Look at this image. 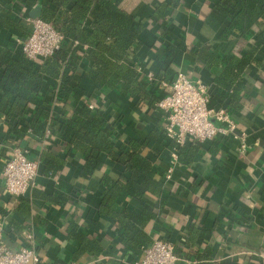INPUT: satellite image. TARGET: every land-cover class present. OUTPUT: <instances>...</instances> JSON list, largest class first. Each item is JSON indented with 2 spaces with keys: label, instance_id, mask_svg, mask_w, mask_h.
<instances>
[{
  "label": "crops",
  "instance_id": "0c3cea01",
  "mask_svg": "<svg viewBox=\"0 0 264 264\" xmlns=\"http://www.w3.org/2000/svg\"><path fill=\"white\" fill-rule=\"evenodd\" d=\"M162 2L175 5L163 12L160 21H152L151 14ZM216 2L123 1L122 8L143 26L136 55L129 61L146 78L148 72L153 74L148 96L154 97L156 102L163 94L159 81H170L175 76L174 72L167 79L161 78L170 64L174 70L183 71L192 80L199 79L207 87L211 106L223 107L221 101L226 102V99L223 89L214 83V71L203 67L195 69L197 49L210 44L223 52L244 54L246 48L259 44L264 33L251 35L242 43L232 36H223L227 20L215 11ZM4 5L18 9V15L24 20L25 13L34 17L40 11V5L33 0H0V6ZM17 37L26 36L0 26V44L13 46L15 57L21 53L15 42ZM168 44L178 47L172 57ZM255 58L257 62L248 64L243 73L242 93L249 103L242 104L236 119L238 127L247 130L245 151L241 152L239 141L229 135L200 141L204 144L187 160L181 159L179 154L169 179L165 178V171L172 142L162 129L161 112H150L149 107L138 109L129 96L116 89L100 87L86 76L80 82L83 94L71 97L62 108L63 113H67L77 101H93L112 116L119 134L118 144L129 139L146 142L143 153L155 167L149 175L164 182L165 206L158 214L152 194L145 193L138 200L121 192L111 209L115 212L125 208L139 211L151 207L157 216L148 220L142 231L152 240L160 238L177 245L181 255L175 264H264L263 45L257 49ZM87 64V60L81 58L79 69H86ZM44 80L49 85L40 88L39 97L51 101L52 106L56 93L47 89L56 88L59 82L46 77ZM1 96L0 91V100ZM22 111V104L10 117L0 111V218L5 222V244L14 250L26 244L34 246L45 264H134L140 261L143 248L135 250L124 246L123 226L102 210L103 175L115 179L123 173L122 168L102 155V166L90 176H82L84 157L81 153L70 147L61 135L47 138L30 130L23 131L14 123ZM14 146L25 147L28 157L39 160L34 184L18 198L5 191L2 175L4 162ZM142 178L140 174L138 180ZM192 224L204 230L200 234L201 244L193 242L195 246H181L179 240L184 241L183 236ZM27 232L31 240L25 238Z\"/></svg>",
  "mask_w": 264,
  "mask_h": 264
},
{
  "label": "trees",
  "instance_id": "16d2710c",
  "mask_svg": "<svg viewBox=\"0 0 264 264\" xmlns=\"http://www.w3.org/2000/svg\"><path fill=\"white\" fill-rule=\"evenodd\" d=\"M33 1L40 5L36 17L51 22L65 41L51 57L39 61L29 60L21 53L15 57L13 46L0 44V111L10 117L16 114V107L22 104L23 111L20 116H16L14 123L20 125L23 131L30 130L42 137L46 128H49L51 135L66 138L67 144L84 157L81 171L84 177L90 176L102 166V155L108 156L116 166L122 168L123 173L115 179L108 174L103 175L105 188L102 210L115 217L123 226L124 246L135 250L148 247L153 240L145 236L142 227L157 216L152 208L139 211L125 208L117 212L111 209L121 192L138 200L145 193L152 194L156 198L158 214L165 206L166 198L162 195L164 182L149 175L155 167L143 153L146 142L129 139L118 144L116 140L119 134L112 116L98 106L89 108L88 104L93 101H77L67 113L62 110L71 97L78 98L83 94L80 82L86 76L100 87L116 89L129 96L138 109L149 107L150 112H161L155 105L156 99L148 96L152 80L139 74L129 61L136 55L143 26L122 8L124 0ZM174 5L175 3H160L150 19L160 21L163 12ZM214 9L227 20V25L222 30L225 37L232 36L242 43L251 35L264 33V0H217ZM18 12L16 8L0 6V26L27 37L31 26ZM25 15L30 17L29 12ZM254 29L257 31L254 32ZM74 41H77L76 45L73 44ZM260 45L264 46V35L259 44L246 48L244 54L237 51L223 52L210 44L202 45L195 53V69L203 67L214 71V83L220 90L223 89V97L226 99V102L221 101L223 107L235 122L242 104L249 103L242 93L243 73L248 64L257 62L255 54ZM167 48L170 50V57L178 50L173 44H168ZM81 58L88 62L86 69H79ZM177 71L169 64L161 78L167 79ZM45 77L59 82L56 88L50 86L47 89L56 93L55 104L52 106L51 101L39 97L40 88L49 85L44 80ZM201 142L186 141L178 148L180 158L187 160L195 154L198 146L204 144ZM140 174H143V178L138 180ZM203 231L202 227L199 229L194 224L190 225L183 236L184 241L179 240V244L194 245V242L200 245V234ZM176 246L175 253L180 256L181 250H177Z\"/></svg>",
  "mask_w": 264,
  "mask_h": 264
},
{
  "label": "built area",
  "instance_id": "2783aa9c",
  "mask_svg": "<svg viewBox=\"0 0 264 264\" xmlns=\"http://www.w3.org/2000/svg\"><path fill=\"white\" fill-rule=\"evenodd\" d=\"M25 21L31 26L29 35L15 39L24 57L39 61L61 48L65 38L51 22L28 16ZM146 76L149 80L154 78L151 72ZM159 85L163 94L155 105L162 113L164 134L172 142L166 179L171 177L179 160L178 148L188 140L205 141L229 135L239 141V150L245 151L247 130L239 128L223 107L210 105L208 89L199 79L192 80L183 71H177L173 79L160 80ZM95 106V103L88 104L92 109ZM45 137H51L49 128L45 130ZM38 165V159L28 157V149L14 146L3 166L5 191L15 198L24 196L34 184ZM4 224V219L0 218V264H45L34 246L9 248L4 242ZM25 236L31 240V234L27 232ZM179 258L172 243L157 238L143 248V257L134 264H175Z\"/></svg>",
  "mask_w": 264,
  "mask_h": 264
},
{
  "label": "water",
  "instance_id": "95a60500",
  "mask_svg": "<svg viewBox=\"0 0 264 264\" xmlns=\"http://www.w3.org/2000/svg\"><path fill=\"white\" fill-rule=\"evenodd\" d=\"M34 17H36V15Z\"/></svg>",
  "mask_w": 264,
  "mask_h": 264
}]
</instances>
